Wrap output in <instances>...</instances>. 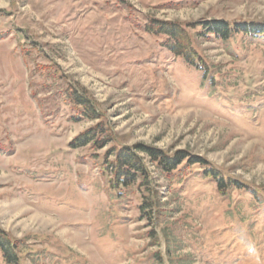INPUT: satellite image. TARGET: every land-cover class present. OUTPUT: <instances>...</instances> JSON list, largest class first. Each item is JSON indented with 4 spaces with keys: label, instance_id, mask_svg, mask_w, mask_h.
<instances>
[{
    "label": "rangeland",
    "instance_id": "obj_1",
    "mask_svg": "<svg viewBox=\"0 0 264 264\" xmlns=\"http://www.w3.org/2000/svg\"><path fill=\"white\" fill-rule=\"evenodd\" d=\"M150 16L264 23V0H0V226L21 264H264V36L197 38L205 73L145 32ZM70 87L106 146L70 148L98 122L73 119ZM117 143L188 150L244 188L226 198L197 171L170 186L140 151L151 180L118 200Z\"/></svg>",
    "mask_w": 264,
    "mask_h": 264
},
{
    "label": "trees",
    "instance_id": "obj_2",
    "mask_svg": "<svg viewBox=\"0 0 264 264\" xmlns=\"http://www.w3.org/2000/svg\"><path fill=\"white\" fill-rule=\"evenodd\" d=\"M144 29L146 33L160 39L161 45L174 56L183 58L188 64L203 70L205 73H209V67L212 68V66L208 65L199 53L196 47L197 38H214L228 42L241 35L248 38L264 36V23L229 22L217 19L207 22H182L165 21L150 16L146 19ZM67 99L70 100L72 107L76 109L73 119L86 117L90 120H98L94 126L78 134L69 143L70 148L77 149L90 145L92 150H98L106 146L108 140L112 139V131L105 125L104 115L98 112L99 109L90 96L86 92L77 91L75 87H70L67 90ZM140 151L145 152L151 161L157 165L159 171L168 176L171 182L170 186H183L192 177L188 178V176L197 171L202 173L203 178L213 180L217 184L219 192L223 191L222 195L226 198L233 199L232 191H239L244 188L243 183H240V181L226 179L224 174L208 159L194 155L188 150L169 153L158 147L144 144L131 147L117 143L105 153L104 158L106 161L104 159L103 162L106 166L105 169L111 171L109 189L119 192L120 197H117L118 200H122L125 195L127 196V189L134 186L141 189L151 180V173L145 157L138 153ZM111 156H113L112 159H109ZM139 178H141L140 181ZM255 193L254 199H257V192L255 191ZM253 209V213L257 212L258 207ZM240 221L244 223L246 220L242 217ZM229 227L233 228L234 226L229 224ZM247 230L252 235L248 227ZM252 236L256 235L253 233ZM252 238V241L256 243L257 240L254 237ZM17 242L0 226V250L8 264L22 263L17 252L14 251L19 246ZM194 245L204 246L203 243H194Z\"/></svg>",
    "mask_w": 264,
    "mask_h": 264
}]
</instances>
